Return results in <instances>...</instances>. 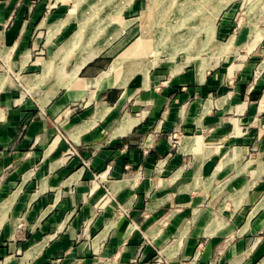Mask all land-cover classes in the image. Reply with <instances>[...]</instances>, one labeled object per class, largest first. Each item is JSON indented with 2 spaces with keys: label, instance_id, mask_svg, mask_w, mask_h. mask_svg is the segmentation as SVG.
I'll use <instances>...</instances> for the list:
<instances>
[{
  "label": "crops",
  "instance_id": "obj_1",
  "mask_svg": "<svg viewBox=\"0 0 264 264\" xmlns=\"http://www.w3.org/2000/svg\"><path fill=\"white\" fill-rule=\"evenodd\" d=\"M75 20L0 0V264H264V60L122 69Z\"/></svg>",
  "mask_w": 264,
  "mask_h": 264
},
{
  "label": "rangeland",
  "instance_id": "obj_2",
  "mask_svg": "<svg viewBox=\"0 0 264 264\" xmlns=\"http://www.w3.org/2000/svg\"><path fill=\"white\" fill-rule=\"evenodd\" d=\"M63 6L75 16V29L80 20L94 42L119 45L114 58L139 42L140 58L138 51L122 69L132 63L135 70L185 64L187 59L193 65L219 58L225 66L240 58L244 65L259 66L264 60V0H63ZM222 22L230 27L225 34L220 32ZM232 36L235 41L226 45ZM238 44L248 48H236Z\"/></svg>",
  "mask_w": 264,
  "mask_h": 264
},
{
  "label": "bare ground",
  "instance_id": "obj_3",
  "mask_svg": "<svg viewBox=\"0 0 264 264\" xmlns=\"http://www.w3.org/2000/svg\"><path fill=\"white\" fill-rule=\"evenodd\" d=\"M227 3H228V1L220 5V7H219V9H218V11H217V15L220 13L221 9H222ZM227 5H228V4H227ZM85 24H86V23H85ZM85 24H84V25H85ZM84 25H82L80 31L74 36V38L72 39L70 45L75 46V45H78V44L82 43V41L84 40V37H85V31H84V28H85V27H84ZM95 36H96V35H95ZM139 46H140L139 42L134 43V44L132 45V47L129 49V52H127V53L125 52L123 55H121L120 57H118V60H117V61L120 60V62H122V61L130 60V59L132 58V56H135V54L139 51V49H138ZM198 68H199V70H200L201 73L205 71V67H204L203 64H199V65H198ZM46 70H47V69H46Z\"/></svg>",
  "mask_w": 264,
  "mask_h": 264
}]
</instances>
